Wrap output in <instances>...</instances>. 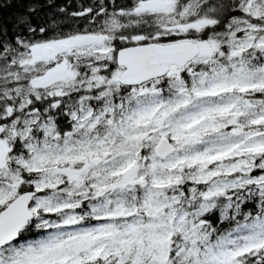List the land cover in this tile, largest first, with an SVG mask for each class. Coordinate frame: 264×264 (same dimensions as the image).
Returning a JSON list of instances; mask_svg holds the SVG:
<instances>
[{
  "label": "snow or ice",
  "instance_id": "obj_1",
  "mask_svg": "<svg viewBox=\"0 0 264 264\" xmlns=\"http://www.w3.org/2000/svg\"><path fill=\"white\" fill-rule=\"evenodd\" d=\"M0 264H264V0H0Z\"/></svg>",
  "mask_w": 264,
  "mask_h": 264
}]
</instances>
